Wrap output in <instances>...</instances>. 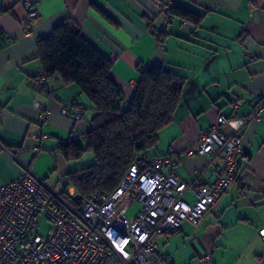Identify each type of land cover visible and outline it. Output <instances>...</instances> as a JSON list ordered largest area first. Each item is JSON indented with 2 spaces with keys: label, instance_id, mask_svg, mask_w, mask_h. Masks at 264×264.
Returning <instances> with one entry per match:
<instances>
[{
  "label": "crops",
  "instance_id": "obj_1",
  "mask_svg": "<svg viewBox=\"0 0 264 264\" xmlns=\"http://www.w3.org/2000/svg\"><path fill=\"white\" fill-rule=\"evenodd\" d=\"M156 1L35 0L38 17L31 35H24L23 6L17 0H0V186L26 166L49 191L62 196L56 182L77 169V159L67 161L61 146L73 135L90 131L91 104L76 84H65L58 74L49 77L53 96L39 91L34 82L43 74L37 41L62 22L79 29L111 61L122 104L130 101L147 68L162 66L184 78L172 121L146 153L175 150L173 171L179 179L194 186L212 180L219 159L189 156L186 150L219 116H247L264 90V0H158L202 15L199 24L170 15L167 27ZM235 100L241 104L233 109ZM36 102L49 110L46 124L39 123ZM71 102L87 108L88 118L62 116L61 106ZM222 131L231 135L236 130L227 123ZM239 133L244 156L238 182L245 188L238 191L233 183L197 226L184 221L177 231L154 237L157 249L176 264H199L202 249L212 253L216 264H264V113ZM183 198L192 203L193 188ZM132 207L139 209L138 204Z\"/></svg>",
  "mask_w": 264,
  "mask_h": 264
},
{
  "label": "built area",
  "instance_id": "obj_2",
  "mask_svg": "<svg viewBox=\"0 0 264 264\" xmlns=\"http://www.w3.org/2000/svg\"><path fill=\"white\" fill-rule=\"evenodd\" d=\"M25 9L21 22L24 35H31L38 11L35 0H17ZM166 15L169 3L156 1ZM160 40V34L155 32ZM35 84L42 93L53 96L49 78L41 74ZM241 102L235 100L233 109ZM39 123L49 120L48 108L35 103ZM264 113V90L255 98L251 112L245 117L219 116L217 123L199 134L196 143L186 150L189 156L219 159V165L208 183L194 186L177 177L173 171L177 152L150 156L136 155L118 185L108 194L95 193L85 198L79 209L72 207L49 191L30 169L0 186V264H176L157 249L154 237L177 231L182 222L197 226L204 214L234 183L238 191V169L244 156L240 129ZM62 116L74 121L88 118L89 110L78 102L63 104ZM234 125L235 133L222 131L224 124ZM94 126L91 124V129ZM87 136L73 135L69 142L83 143ZM169 171L165 172L164 169ZM193 188V202L184 198ZM133 204L139 209L131 210ZM42 215L51 228L45 235L31 234V228ZM199 264H216L210 251L198 252Z\"/></svg>",
  "mask_w": 264,
  "mask_h": 264
},
{
  "label": "trees",
  "instance_id": "obj_3",
  "mask_svg": "<svg viewBox=\"0 0 264 264\" xmlns=\"http://www.w3.org/2000/svg\"><path fill=\"white\" fill-rule=\"evenodd\" d=\"M169 13L192 24H199L202 18L180 5H172ZM37 56L44 75L58 74L65 84H76L91 104L94 128L86 134V145L69 142L61 146L67 161L79 159L87 150L94 156L92 164L74 169L64 178L80 199L65 194L59 197L64 202L71 198V206L79 209L88 196L112 192L136 155L155 146L159 131L173 119L184 78L162 66L147 68L130 101L122 104V92L111 76V61L69 22L59 23L50 35L37 41Z\"/></svg>",
  "mask_w": 264,
  "mask_h": 264
},
{
  "label": "rangeland",
  "instance_id": "obj_4",
  "mask_svg": "<svg viewBox=\"0 0 264 264\" xmlns=\"http://www.w3.org/2000/svg\"><path fill=\"white\" fill-rule=\"evenodd\" d=\"M83 145L85 146L86 144L83 143ZM93 162H94L93 153L91 151L87 150V151H84V153L82 154V156L79 159H77V162H75L74 165H75V168H78V167L88 166V165L92 164ZM61 181L59 180L58 182H56V185H57V188H58L59 191L63 190V187L61 185ZM71 200L72 199L69 198V197H67L65 199V201L68 204H70V205L72 204ZM133 209L134 208L131 207V210H133ZM37 222L38 223H35L33 225V227L31 228V231H30L31 234L32 235L33 234H38V235H41V236L45 235L46 232L48 230H50V228H51L50 222L47 219H45L42 215H39L37 217Z\"/></svg>",
  "mask_w": 264,
  "mask_h": 264
},
{
  "label": "water",
  "instance_id": "obj_5",
  "mask_svg": "<svg viewBox=\"0 0 264 264\" xmlns=\"http://www.w3.org/2000/svg\"><path fill=\"white\" fill-rule=\"evenodd\" d=\"M61 185L63 187L64 194L66 196H72L75 200L79 201L80 196L78 194H73V195L71 194L72 186L69 185V182L67 179H62Z\"/></svg>",
  "mask_w": 264,
  "mask_h": 264
},
{
  "label": "clouds",
  "instance_id": "obj_6",
  "mask_svg": "<svg viewBox=\"0 0 264 264\" xmlns=\"http://www.w3.org/2000/svg\"><path fill=\"white\" fill-rule=\"evenodd\" d=\"M73 195V194H72Z\"/></svg>",
  "mask_w": 264,
  "mask_h": 264
}]
</instances>
